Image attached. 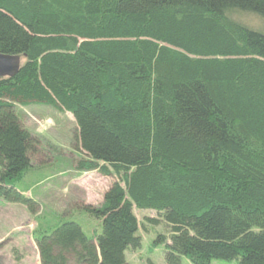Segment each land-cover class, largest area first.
I'll list each match as a JSON object with an SVG mask.
<instances>
[{
    "label": "trees",
    "instance_id": "1",
    "mask_svg": "<svg viewBox=\"0 0 264 264\" xmlns=\"http://www.w3.org/2000/svg\"><path fill=\"white\" fill-rule=\"evenodd\" d=\"M232 12L264 0H0V53L22 59L0 78V197L34 209L11 185L37 143L16 105L69 112L76 168L116 178L82 208L92 238L34 234L41 264H129L134 209L166 224L167 264H264V33Z\"/></svg>",
    "mask_w": 264,
    "mask_h": 264
},
{
    "label": "rangeland",
    "instance_id": "2",
    "mask_svg": "<svg viewBox=\"0 0 264 264\" xmlns=\"http://www.w3.org/2000/svg\"><path fill=\"white\" fill-rule=\"evenodd\" d=\"M231 17L242 25L264 33V18L253 13L232 12ZM23 127L30 131L36 146L30 153L31 166L11 185L34 199V209L11 203L0 197V264H41L33 236L40 229L49 230L63 221L77 222L83 233L92 238L101 231V223L82 210L85 206H99L104 192L116 180L96 171L78 170L82 157L76 137V124L69 112L51 106L16 105ZM139 223V248L127 249L129 264H167L165 242L168 235L163 221L155 222L157 214L151 209H134ZM153 219V220H151ZM163 240V238H162ZM182 264H192L181 258ZM210 264H238V260L214 259Z\"/></svg>",
    "mask_w": 264,
    "mask_h": 264
},
{
    "label": "water",
    "instance_id": "3",
    "mask_svg": "<svg viewBox=\"0 0 264 264\" xmlns=\"http://www.w3.org/2000/svg\"><path fill=\"white\" fill-rule=\"evenodd\" d=\"M22 59L17 55L0 53V78L13 77L17 74Z\"/></svg>",
    "mask_w": 264,
    "mask_h": 264
}]
</instances>
